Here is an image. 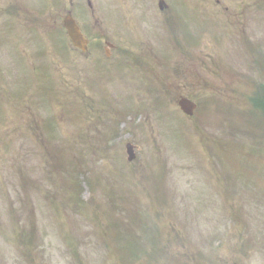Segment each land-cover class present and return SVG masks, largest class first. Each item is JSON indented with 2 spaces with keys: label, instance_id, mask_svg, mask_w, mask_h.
Masks as SVG:
<instances>
[{
  "label": "rangeland",
  "instance_id": "1",
  "mask_svg": "<svg viewBox=\"0 0 264 264\" xmlns=\"http://www.w3.org/2000/svg\"><path fill=\"white\" fill-rule=\"evenodd\" d=\"M159 1L0 0V264H264V0Z\"/></svg>",
  "mask_w": 264,
  "mask_h": 264
},
{
  "label": "water",
  "instance_id": "2",
  "mask_svg": "<svg viewBox=\"0 0 264 264\" xmlns=\"http://www.w3.org/2000/svg\"><path fill=\"white\" fill-rule=\"evenodd\" d=\"M65 26L68 30L69 35L71 36L72 40L74 41L75 45L85 48L86 40L83 38V35L80 32V29L76 25L75 21L71 17H67L65 21ZM179 105L182 108V110L186 114L193 115L195 109L197 108V104L193 102L190 99L182 98L179 101ZM128 152H129V159L132 160L135 157L133 147L131 145H128Z\"/></svg>",
  "mask_w": 264,
  "mask_h": 264
},
{
  "label": "flooded vegetation",
  "instance_id": "3",
  "mask_svg": "<svg viewBox=\"0 0 264 264\" xmlns=\"http://www.w3.org/2000/svg\"><path fill=\"white\" fill-rule=\"evenodd\" d=\"M166 10H167V7L165 8V9H163L162 10V13H164V11L166 12ZM69 11H71L72 13H73V16H74V18L76 19V14H75V11L73 12V10H69ZM68 11V12H69ZM67 12V13H68ZM161 13V14H162ZM77 20V19H76ZM78 21V20H77ZM84 29V27L82 28V26H81V30H82V32L84 33V35L87 37V39H88V41H89V46H88V48H90V45L92 44V40L90 39V37H89V34H88V31L87 30H83ZM89 50V49H88Z\"/></svg>",
  "mask_w": 264,
  "mask_h": 264
}]
</instances>
